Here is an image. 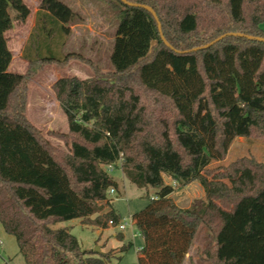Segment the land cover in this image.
<instances>
[{"label":"trees","instance_id":"trees-1","mask_svg":"<svg viewBox=\"0 0 264 264\" xmlns=\"http://www.w3.org/2000/svg\"><path fill=\"white\" fill-rule=\"evenodd\" d=\"M118 26L103 71L82 54L53 53L71 33L79 14L63 0H41L30 34L39 61L65 65L82 59L94 74L62 76L53 85L69 129L57 133L68 145L54 146L26 117L27 76L9 70L12 52L6 31L14 18L25 22L24 0H0V223L16 237L27 264H110L112 250L83 249L68 226L80 218L101 228L120 214L108 196L118 187L108 165L120 163L124 176L155 196L133 212L144 238L138 264H184L202 225L208 230L200 261L264 264V180L254 189L228 194L229 215L213 197L178 205L171 194L198 180L224 159L239 136L264 137V0H107ZM12 10L15 14H12ZM55 46V47H54ZM47 51L48 53H45ZM33 60V59H31ZM253 169L264 163L243 157ZM170 178L171 181H167ZM107 206L108 209L102 211ZM124 243L119 252L128 250ZM0 264H8L2 261Z\"/></svg>","mask_w":264,"mask_h":264},{"label":"rangeland","instance_id":"rangeland-1","mask_svg":"<svg viewBox=\"0 0 264 264\" xmlns=\"http://www.w3.org/2000/svg\"><path fill=\"white\" fill-rule=\"evenodd\" d=\"M24 1L30 8L27 20L22 22L14 18L12 28L5 33L12 52L9 70L27 76L25 114L28 120L40 129L42 135L51 144L68 150L69 145L57 134L66 133L69 126L53 85L62 76L76 75L86 78L92 76L94 72L91 65L82 59H73L65 65L44 63L38 60L29 37L36 24V12L41 0ZM63 1L78 11L79 17L69 25L71 33L65 44L59 51L52 48L51 52L79 53L96 63L103 71L112 70L110 50H112L119 22L113 3L107 0ZM12 14H15L14 10ZM261 26L264 28V21ZM45 53L48 52L45 51ZM243 157H253L264 163V137H237L224 159L212 162L209 168L203 170V173L213 182L209 191H206L204 186L195 180L189 183L190 185L187 184L188 186L177 187L171 194L172 198L175 202L181 200L182 204L188 201L192 204L195 199H206L207 194L211 193L213 197L215 196L216 202L231 215L235 202L228 194H236L245 189L251 190L253 184L258 185L264 179V168L253 169L248 163H235ZM110 169L119 185L115 188L116 192L108 196L111 198L112 206L120 214L121 221L127 222L125 229L120 230L118 226L112 225L102 229L95 225L84 224L80 218L64 220L52 224V227L68 226L78 238L83 249L95 251V248L99 246V251L96 252L112 250L110 264H138L137 250L140 248L142 239L139 230L132 223L131 215L146 206L150 197L155 196L156 189L140 188L130 182L122 174L119 162ZM167 181H171L170 178H167ZM107 209L108 207L105 206L102 211ZM119 231H122L126 238L132 239L133 233L135 236L134 245L128 250L119 252L120 257L116 258V250L124 244ZM207 242L208 230L205 225H202L195 236L192 249L199 262L197 252L204 248ZM2 261H7L8 264H27L19 252L16 237L7 233L0 223V262ZM186 264H193V260L189 258Z\"/></svg>","mask_w":264,"mask_h":264},{"label":"water","instance_id":"water-1","mask_svg":"<svg viewBox=\"0 0 264 264\" xmlns=\"http://www.w3.org/2000/svg\"><path fill=\"white\" fill-rule=\"evenodd\" d=\"M122 1L125 2V3H128L130 5H134V6H143L146 9H148L149 11H151L154 14V16L156 17L157 21H158V26H159V30L161 32L162 38L164 39V41L166 42L167 45H170L169 42L165 39V37L163 35L161 23H160V21H159V19L157 17L156 12L154 11V9L151 6H149L147 4L129 2L128 0H122ZM227 35L246 36V37H248L250 39L264 40V37H262V36L249 35V34H244L242 32H229V33H224V34L220 35L219 37L215 38L214 40H212V41H210L208 43H205L204 45L194 47L193 50H198V49H202V48H208L209 46L215 44L216 42H218L219 40H221L222 38H224ZM95 251H99V246H97L95 248Z\"/></svg>","mask_w":264,"mask_h":264},{"label":"crops","instance_id":"crops-1","mask_svg":"<svg viewBox=\"0 0 264 264\" xmlns=\"http://www.w3.org/2000/svg\"><path fill=\"white\" fill-rule=\"evenodd\" d=\"M70 6V5H69ZM71 7V6H70ZM72 8V7H71ZM73 9V8H72ZM74 10V9H73ZM75 12H77L78 13V11H76V10H74ZM81 14V13H80ZM113 44H114V42H113ZM113 48V45H112V47H111V49ZM111 51L112 50H110V53H111ZM118 166H119V164H118ZM117 166V167H118ZM110 171V173H111V170H109ZM122 171V170H121ZM112 174V173H111ZM122 174H123V172H122ZM124 175V174H123ZM264 180V179H263ZM256 182V181H255ZM254 182V183H255ZM192 183V182H191ZM190 183V184H191ZM190 184H188V185H190ZM188 185H186V186H188ZM256 185H257V183L256 184H253V187H252V189H254L255 187H256ZM184 201H186V199H184ZM189 202V201H188ZM186 202V204H182V201L180 200V201H178V200H176V203L178 204V205H180V206H182V207H189L190 205H191V202ZM234 209V208H233ZM233 209H232V212H233ZM81 220V219H80ZM99 228H101V227H99ZM4 229V228H3ZM102 229H105V228H102ZM120 233H121V239H122V242L123 243H129V242H132V246L134 245V236H135V233H133V235H132V239H130V238H126V236H125V234L122 232V231H119ZM141 239H142V243L140 244V248L144 245V238H143V236L141 235ZM195 240V239H194ZM193 244H194V241H193ZM193 244H192V246H191V248L189 249V251H188V253H187V255H186V260L184 261V264H186V262H187V260H189V258L191 259V260H193V264H210L209 262H202V261H197V259H196V257L194 256V253H193V251H192V249H193ZM137 252H138V250H137Z\"/></svg>","mask_w":264,"mask_h":264},{"label":"built area","instance_id":"built-area-1","mask_svg":"<svg viewBox=\"0 0 264 264\" xmlns=\"http://www.w3.org/2000/svg\"><path fill=\"white\" fill-rule=\"evenodd\" d=\"M114 165H108L107 168L110 169V168H113ZM111 170V169H110ZM116 192V189L114 187H110L108 189V193L109 194H112V193H115ZM109 224L112 225V226H118L120 230H123L125 229L126 225H127V222L126 221H119L117 224H114L113 220H109ZM139 250V249H138Z\"/></svg>","mask_w":264,"mask_h":264}]
</instances>
